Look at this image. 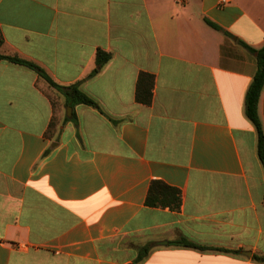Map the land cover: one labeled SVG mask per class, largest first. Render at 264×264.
Segmentation results:
<instances>
[{"label":"crops","instance_id":"1","mask_svg":"<svg viewBox=\"0 0 264 264\" xmlns=\"http://www.w3.org/2000/svg\"><path fill=\"white\" fill-rule=\"evenodd\" d=\"M0 28L4 54L81 81L105 112L69 110L35 70L0 61V264H264L245 107L257 54L240 42L264 46V0H0ZM99 49L113 57L88 78ZM258 110L264 130V90ZM153 180L181 190L180 210L146 205Z\"/></svg>","mask_w":264,"mask_h":264},{"label":"trees","instance_id":"2","mask_svg":"<svg viewBox=\"0 0 264 264\" xmlns=\"http://www.w3.org/2000/svg\"><path fill=\"white\" fill-rule=\"evenodd\" d=\"M207 22L212 27L223 31V28H221L214 22L210 20H207ZM225 33L227 35H230V33L227 31H225ZM240 42L257 54V71L247 91L245 107L246 115L249 120L252 121L258 133L257 151L260 161L264 166V130L258 110L260 95L264 90V46L261 49L256 50L247 45L244 41ZM3 44L4 36L0 28V61L6 60L12 63L28 66L35 70L43 80H45L58 93L64 96L65 104L68 107L74 108L78 104H85L97 108L101 113H105L97 100L81 88V81L70 85H62L55 81L43 67L36 64L35 62L16 55L4 54L2 51ZM112 57V52L99 49L96 54V67L89 73L88 78L94 77L103 68V66L112 59ZM153 87L154 76L152 74L142 72L139 75L137 81L136 100L139 103L150 105L153 100ZM65 121H73L77 125L78 118L75 111H73L71 116H66ZM56 128L57 122L54 119L50 124L46 135L50 138H53L56 133ZM146 205L150 207H168L172 210L178 211L182 207V192L180 189L168 185L164 181L153 180L149 188L148 196L146 198ZM173 244L198 249L209 248L207 246L192 242L187 238H180L176 241H173ZM151 250V246L142 247L135 262L137 263L142 261ZM255 258L261 262H264V256L256 255Z\"/></svg>","mask_w":264,"mask_h":264},{"label":"built area","instance_id":"3","mask_svg":"<svg viewBox=\"0 0 264 264\" xmlns=\"http://www.w3.org/2000/svg\"><path fill=\"white\" fill-rule=\"evenodd\" d=\"M228 0H220V4H225Z\"/></svg>","mask_w":264,"mask_h":264},{"label":"water","instance_id":"4","mask_svg":"<svg viewBox=\"0 0 264 264\" xmlns=\"http://www.w3.org/2000/svg\"><path fill=\"white\" fill-rule=\"evenodd\" d=\"M69 108V110H72V107H68Z\"/></svg>","mask_w":264,"mask_h":264},{"label":"rangeland","instance_id":"5","mask_svg":"<svg viewBox=\"0 0 264 264\" xmlns=\"http://www.w3.org/2000/svg\"><path fill=\"white\" fill-rule=\"evenodd\" d=\"M69 109V108H68Z\"/></svg>","mask_w":264,"mask_h":264}]
</instances>
